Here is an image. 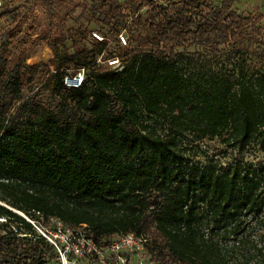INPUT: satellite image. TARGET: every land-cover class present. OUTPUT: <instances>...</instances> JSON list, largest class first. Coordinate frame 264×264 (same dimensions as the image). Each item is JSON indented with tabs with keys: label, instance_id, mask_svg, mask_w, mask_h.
Returning a JSON list of instances; mask_svg holds the SVG:
<instances>
[{
	"label": "trees",
	"instance_id": "16d2710c",
	"mask_svg": "<svg viewBox=\"0 0 264 264\" xmlns=\"http://www.w3.org/2000/svg\"><path fill=\"white\" fill-rule=\"evenodd\" d=\"M233 3L93 0L101 40L54 34L35 65L0 48V264L57 257L26 218L132 234L153 264H264V67L178 66L190 46L264 65L263 16Z\"/></svg>",
	"mask_w": 264,
	"mask_h": 264
},
{
	"label": "rangeland",
	"instance_id": "374dc122",
	"mask_svg": "<svg viewBox=\"0 0 264 264\" xmlns=\"http://www.w3.org/2000/svg\"><path fill=\"white\" fill-rule=\"evenodd\" d=\"M93 0H0L2 7L0 8V14L5 10L8 13L0 17V48L5 50L7 54L12 58H17L20 61H25L28 65H35L38 63H47L52 58V50L48 44V40L54 36V34H62L65 36L72 34L80 26L85 27L91 33L97 30L95 24L87 25L86 20L89 18L88 8ZM123 1V0H121ZM212 6L218 5L221 0H203ZM232 9L241 17H247L255 15V12H240L233 3ZM258 26L261 29L264 36V21L260 22ZM128 33H122L119 36V40L122 45L124 42L122 38L127 41ZM48 38V39H47ZM102 38L99 37L98 40ZM68 46L71 41L69 39ZM116 44V42H113ZM253 47L247 50L243 55H236L233 52L225 49L215 56L210 57L203 53V50L194 46L188 47L185 51L179 49L182 52L183 57L178 60L179 68H183L184 72L188 70L185 68H194L197 64L202 68H213L214 70H226L232 71L241 67L242 58L246 59L248 68H263L264 65L257 59L251 52ZM199 51L200 55H195ZM198 59V63L195 61ZM118 66H116L117 68ZM45 98V97H43ZM210 153L215 152L216 148L214 144H211ZM218 158V157H216ZM27 221L32 222L37 234H40L39 230L45 229L51 231L54 229L53 224L44 222L39 219V222L43 224L41 227L37 222L31 221L26 218ZM0 219V222H3ZM119 236H113L108 240V244L117 241ZM108 244L101 247L102 253L95 260L93 257H86L76 259L70 257L71 264H120L118 259L113 260L114 257L110 255ZM124 254L127 264H147L148 258L143 251L136 250ZM46 264H61L57 257L50 259Z\"/></svg>",
	"mask_w": 264,
	"mask_h": 264
},
{
	"label": "built area",
	"instance_id": "2783aa9c",
	"mask_svg": "<svg viewBox=\"0 0 264 264\" xmlns=\"http://www.w3.org/2000/svg\"><path fill=\"white\" fill-rule=\"evenodd\" d=\"M2 4L0 2V8ZM94 37L99 39V36L93 33ZM122 41L124 42L123 38ZM110 65L119 66L118 60L109 61ZM84 76V70H80L73 77H66L64 84L67 87L77 88L81 85ZM32 223V222H30ZM33 224V223H32ZM49 224L54 225V229L51 231L45 229L39 230L40 234L54 247L57 259L61 264H71L69 258L74 257L76 259L86 257H99L102 253V248L97 246L93 240L86 237L83 228H72L64 225L61 221L55 218L49 220ZM34 225V224H33ZM145 240L135 237L132 234L120 236L117 241L108 245L110 255L113 256V260L118 259L120 264H127L124 254L133 251H143ZM142 264V263H139ZM147 264H153L148 259Z\"/></svg>",
	"mask_w": 264,
	"mask_h": 264
},
{
	"label": "crops",
	"instance_id": "0c3cea01",
	"mask_svg": "<svg viewBox=\"0 0 264 264\" xmlns=\"http://www.w3.org/2000/svg\"><path fill=\"white\" fill-rule=\"evenodd\" d=\"M234 5L240 12H255L264 18V0H234Z\"/></svg>",
	"mask_w": 264,
	"mask_h": 264
}]
</instances>
